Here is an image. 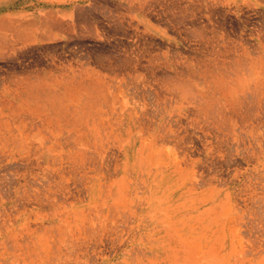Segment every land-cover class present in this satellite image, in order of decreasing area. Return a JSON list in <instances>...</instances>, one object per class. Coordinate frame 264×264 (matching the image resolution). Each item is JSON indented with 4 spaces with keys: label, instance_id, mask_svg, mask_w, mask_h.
<instances>
[{
    "label": "rangeland",
    "instance_id": "1",
    "mask_svg": "<svg viewBox=\"0 0 264 264\" xmlns=\"http://www.w3.org/2000/svg\"><path fill=\"white\" fill-rule=\"evenodd\" d=\"M0 264H264V0H0Z\"/></svg>",
    "mask_w": 264,
    "mask_h": 264
}]
</instances>
